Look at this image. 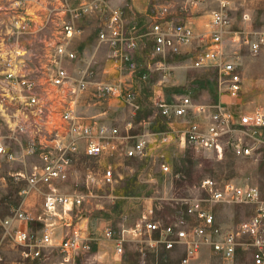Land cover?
<instances>
[{"label":"built area","instance_id":"1","mask_svg":"<svg viewBox=\"0 0 264 264\" xmlns=\"http://www.w3.org/2000/svg\"><path fill=\"white\" fill-rule=\"evenodd\" d=\"M211 1L218 9L204 12L206 24L199 29L194 13ZM229 3L159 4L147 35L154 57L195 51L193 68L218 70L222 96L230 101L205 106L189 96L177 103L156 98L154 107L168 130L134 135L133 123L117 124L108 117L107 107L99 116L84 115L81 109L90 95L103 104L123 98L139 109L133 103L135 93L113 82L93 83L85 68L73 69L90 62L75 47L84 34L81 22L85 18L108 14L100 22L98 38L112 48L114 57L110 58L116 64L124 59V48L139 46L137 36L127 30L122 10L105 12L106 0H0V169L22 161L6 142L4 130L32 133L34 148L24 155L37 154V163L16 175L26 183L21 194L41 199L39 208L21 206L12 216L0 217V264H100L103 258L124 257L128 243L141 255L181 251V264L199 261L205 252L211 264H237L240 254L249 255L252 264H264V197L258 186L206 178L200 183L205 197L186 200L183 215L169 223L156 220L152 206L136 224L123 225L119 231L108 224L94 228L80 217L95 187L116 181V161L144 159L153 146L202 148L220 158L226 152L238 158L254 155L257 134L264 130V111L236 106L243 93L240 54L242 50L259 54L264 34L232 31ZM177 6L181 17L174 10ZM38 34L43 38L37 55L22 41ZM81 159L109 162L98 171L88 168V194L65 192L62 187ZM162 168L169 171L166 164ZM217 204L249 206L253 214L247 221L228 226L217 220L212 207ZM6 240L10 249L4 245Z\"/></svg>","mask_w":264,"mask_h":264},{"label":"rangeland","instance_id":"2","mask_svg":"<svg viewBox=\"0 0 264 264\" xmlns=\"http://www.w3.org/2000/svg\"><path fill=\"white\" fill-rule=\"evenodd\" d=\"M108 6L104 10L121 9L131 36H137L139 46L130 50L124 48V59L115 63L114 51L108 45L99 43V25L106 15L85 18L81 25L84 29L82 38L75 47L81 58L89 60V65L77 64L75 72L82 68L88 71V79L93 83L113 82L123 86L126 92L135 93L133 103L123 98H115L109 102L97 103L98 97L92 95L97 108L107 107L108 117L118 119L127 124L132 122V134L160 133L168 130L166 121L154 107L153 100L164 99L167 103H177L179 99L189 96L195 104L213 106L221 100L229 102L222 96L220 75L216 69L193 68V54L170 55L166 58L154 57L151 54V41L147 35L159 4L168 2L179 3L182 0H106ZM212 10L218 9L211 4ZM229 15L231 30H249L264 34V0H230ZM210 9V8H209ZM179 17V6L175 9ZM203 12V11H202ZM199 12L198 14H202ZM248 15L250 19L244 21ZM207 19H203L206 24ZM203 23L199 28L205 27ZM43 35L23 40L34 53L40 52ZM230 40L229 37L227 41ZM230 42V41H229ZM231 51V48L228 50ZM241 74L243 76V93L236 103L237 107L248 110L264 111V48L259 54L242 50ZM122 58V57H121ZM162 64V65H161ZM122 67H118V66ZM161 68V69H158ZM94 87V86H91ZM137 108V107H136ZM6 142L17 153L22 161L8 164L0 169V217L12 216L13 211L21 206L39 208V195L26 198L21 191L26 183L18 179L16 173L37 163V154L26 156L28 149L34 148L32 133L19 134L4 130ZM256 150L253 156L238 158L226 152L223 157L205 149L188 147L185 149L174 146H153L151 155L144 159L119 160L117 163L116 181L112 185H99L93 190L90 204L80 214L81 219L88 220L94 228L111 225L119 231L123 225L133 226L148 206H152L155 219L169 223L180 218L186 210V200L204 198L200 183L206 178L220 182L232 181L246 187L258 186L264 197V130L257 134ZM38 137H36V140ZM109 161L94 162L81 159L72 173L71 178L63 185L65 192L78 190L88 194L85 175L88 168L98 171ZM169 171L163 170V165ZM219 222L235 226L247 221L253 214L249 206L213 205ZM39 211H36V213ZM3 233L0 230V239ZM10 249L8 240L4 242ZM11 255V253L9 254ZM17 259V256H8ZM182 252H149L141 255L136 252L134 244H127V252L122 258H103L100 264H181ZM192 264H210L209 253L205 252L199 261ZM237 264H252L247 254H240Z\"/></svg>","mask_w":264,"mask_h":264},{"label":"crops","instance_id":"3","mask_svg":"<svg viewBox=\"0 0 264 264\" xmlns=\"http://www.w3.org/2000/svg\"><path fill=\"white\" fill-rule=\"evenodd\" d=\"M213 3L217 4L216 2L211 1L207 5L202 6L198 11H196L194 13V20H195L197 26H199L198 24H200V23H203V25L205 24V22L203 21V19H205V16H203L201 14H198V13L203 11L202 14H204V12L206 10L207 11H212L211 4H213ZM217 7H218V4H217ZM202 28H204V27H202ZM202 28H199V29H202ZM99 43H101V42L99 41ZM101 44H104V43H101ZM105 45H108V44H105ZM95 102L96 101H94L93 98H89V97L85 98V100H83V102H82V109H81L82 113L84 115H88V116H99L101 114V112H102V108H97ZM109 112L110 111H108V114H109ZM113 120H116V123L121 125V126L125 125L123 122H120L118 119H113ZM209 257H210V255H209ZM210 264H211V262H210Z\"/></svg>","mask_w":264,"mask_h":264}]
</instances>
